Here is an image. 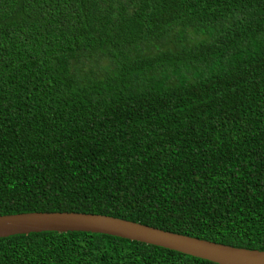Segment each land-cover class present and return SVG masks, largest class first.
I'll return each instance as SVG.
<instances>
[{
  "label": "trees",
  "instance_id": "16d2710c",
  "mask_svg": "<svg viewBox=\"0 0 264 264\" xmlns=\"http://www.w3.org/2000/svg\"><path fill=\"white\" fill-rule=\"evenodd\" d=\"M99 214L264 251V0H0V216ZM0 264H214L101 234Z\"/></svg>",
  "mask_w": 264,
  "mask_h": 264
},
{
  "label": "water",
  "instance_id": "95a60500",
  "mask_svg": "<svg viewBox=\"0 0 264 264\" xmlns=\"http://www.w3.org/2000/svg\"><path fill=\"white\" fill-rule=\"evenodd\" d=\"M40 232H84L135 241L214 264H264V251L235 248L99 214L31 212L0 216V238Z\"/></svg>",
  "mask_w": 264,
  "mask_h": 264
}]
</instances>
